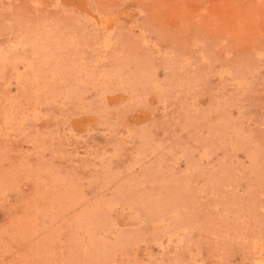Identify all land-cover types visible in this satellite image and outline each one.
<instances>
[{"label": "rangeland", "instance_id": "rangeland-1", "mask_svg": "<svg viewBox=\"0 0 264 264\" xmlns=\"http://www.w3.org/2000/svg\"><path fill=\"white\" fill-rule=\"evenodd\" d=\"M0 264H264V0H0Z\"/></svg>", "mask_w": 264, "mask_h": 264}]
</instances>
